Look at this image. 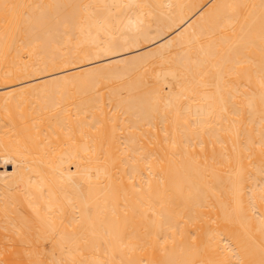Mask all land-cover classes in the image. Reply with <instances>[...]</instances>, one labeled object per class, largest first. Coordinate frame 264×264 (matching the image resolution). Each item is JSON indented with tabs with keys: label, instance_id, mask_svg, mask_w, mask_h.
Returning <instances> with one entry per match:
<instances>
[{
	"label": "bare ground",
	"instance_id": "6f19581e",
	"mask_svg": "<svg viewBox=\"0 0 264 264\" xmlns=\"http://www.w3.org/2000/svg\"><path fill=\"white\" fill-rule=\"evenodd\" d=\"M1 102L0 264H264V0H0Z\"/></svg>",
	"mask_w": 264,
	"mask_h": 264
},
{
	"label": "rangeland",
	"instance_id": "374dc122",
	"mask_svg": "<svg viewBox=\"0 0 264 264\" xmlns=\"http://www.w3.org/2000/svg\"><path fill=\"white\" fill-rule=\"evenodd\" d=\"M34 98H35L36 101H37V98H36V97H34ZM34 98H33V100H35ZM38 101H40V99H39ZM38 101H37V102H38ZM1 104H2V102L0 103V105H1ZM23 104H24V103H23ZM23 104H22V105H23ZM22 105H20L18 108H21ZM25 105H26V104H25ZM32 105H33V104H31L30 106H32ZM23 107H24V105H23ZM18 111H19V109H18ZM18 111H17V117H16V120H15L16 123H17L16 126H17V128H18L19 130H22V129L24 128V122H21V120L24 119V115L19 114ZM14 128H15V127H14ZM17 128H16V129H17ZM8 168L11 169V167H9V166H8ZM19 182H20V181H19ZM19 182H17V184H18V185H21V184H19ZM20 183H21V182H20Z\"/></svg>",
	"mask_w": 264,
	"mask_h": 264
}]
</instances>
